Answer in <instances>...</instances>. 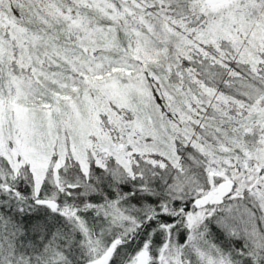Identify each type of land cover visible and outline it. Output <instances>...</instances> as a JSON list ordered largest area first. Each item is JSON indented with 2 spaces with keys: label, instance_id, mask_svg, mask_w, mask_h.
I'll return each mask as SVG.
<instances>
[{
  "label": "snow or ice",
  "instance_id": "obj_1",
  "mask_svg": "<svg viewBox=\"0 0 264 264\" xmlns=\"http://www.w3.org/2000/svg\"><path fill=\"white\" fill-rule=\"evenodd\" d=\"M0 264H264V0H0Z\"/></svg>",
  "mask_w": 264,
  "mask_h": 264
}]
</instances>
